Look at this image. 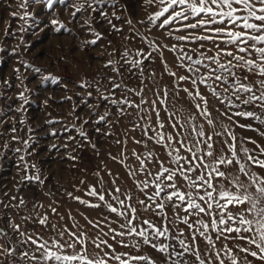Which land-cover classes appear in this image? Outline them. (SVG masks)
I'll return each instance as SVG.
<instances>
[{"label":"rangeland","instance_id":"obj_1","mask_svg":"<svg viewBox=\"0 0 264 264\" xmlns=\"http://www.w3.org/2000/svg\"><path fill=\"white\" fill-rule=\"evenodd\" d=\"M20 2L21 0H0V48L4 49L0 52V81L6 79L11 84V87H7L0 83V92L8 97L7 101L0 99V119L5 121L0 124V201L13 205V207L5 208L3 204H0V264H34L28 258L21 259V256L25 251L31 253L35 246L15 231L12 225H19L20 232L37 233L49 243H51V238L59 240L60 243L68 240L67 232H65L63 240L58 234V230L64 228L77 235L84 233L85 249L90 259H107L104 253L111 254L112 249L105 245L97 248L93 243V241L99 242V239H104L115 249V254L145 255L153 259L156 264H173L171 258L144 245L139 237H124V241L129 244V247H123L116 243L112 239L113 233L109 227L122 231L119 224L124 221L120 217L108 212L103 206L100 208L86 207L67 195L72 193L74 196H80L82 199L96 203L97 201L93 197L85 196L84 193L89 185L99 189L100 185L97 181L102 177L105 189L114 191L115 187H119L122 194L131 196L132 199L126 200V204L134 206L137 210L135 215L139 218L137 221L138 230L141 227L146 229L147 226L142 224L144 219L159 223L162 216L157 215L151 208L145 211L143 206L138 203L139 200L146 199L145 193L137 187V184L146 179V176L139 171L135 176L129 175L130 169L138 170L140 168V162L133 152L146 155L148 151H151L154 154L153 162L148 164V168L153 174L159 168V164L156 163L157 158L164 161L165 166L174 167L165 148L148 140L143 135L144 128L149 124L153 127L157 126L156 114L151 111L152 101L156 100L160 119L166 123V130L173 136L177 134V131L181 133L182 137L192 134L190 124L203 125L204 131L208 134L213 132V128L207 124L206 119L197 112L195 108L197 101H194L183 91L177 92L176 79L168 74L175 72L177 76L187 75L185 69L178 66L181 63L177 60L179 52L173 53L168 50L173 44L179 42L166 35V29L153 27L148 19L151 14L159 10V5L148 4L145 0H115V7L111 6L112 0L106 4L94 5L107 10L112 24L121 29L117 32L112 30V26L100 15L99 11L92 12L91 9H88L78 12L73 18L71 15L75 11L73 5H79L81 0H67L66 5L55 4L52 10L46 9L42 3H32L28 6L27 11L35 17L34 20L18 18L24 12L20 8ZM113 11L120 19L117 20L112 16ZM13 13H16L17 16L14 17ZM53 19L59 20L70 31L62 29L60 32H56L54 30L56 26L51 24ZM88 19H91L92 27L103 37L96 45H82L83 41L94 38L89 32L88 25L85 24V20ZM128 20H131V24L127 23ZM137 33L142 34L146 40H142ZM146 41H153L160 50L154 51ZM163 45H167L168 48L162 47ZM13 50L15 51L13 52ZM125 50L134 59H142V57L135 56L137 50H143L145 53L151 52V57L140 66L143 68V74H141L140 68L125 63V60L121 58V53ZM185 50L187 51V49ZM193 55L195 56L194 53ZM110 59L119 61L116 67L119 68L121 75L117 76L111 67H105ZM21 61L31 67L25 68ZM165 63L168 66L167 71ZM37 67L42 69L41 73H35L34 69ZM16 68L20 69L19 73L14 71ZM49 74L58 77L60 82L42 79L44 75ZM18 76L22 77L23 84L31 89L25 93L29 103L25 105L23 111L15 110L21 103L16 99V96L23 90ZM108 76L114 77L117 83L122 81L127 88L137 91L143 88L142 95L147 103L141 105L140 109L127 108L126 112L120 115L116 107L98 101L94 89L79 87L81 80L94 81L97 78ZM248 76L249 80L244 82L253 83L254 86L256 81L264 79V77L252 74H248ZM102 83L107 84L108 81L104 79ZM184 86L190 89L192 87L191 84L181 85V87ZM165 90L168 93L166 103L161 104L160 99H164ZM88 92L93 93L91 97L87 95ZM201 92L209 100V109L211 118L215 122L216 132H223L221 125H225L237 134L238 139L240 136L252 137L264 145V138L255 132L236 127L227 116L221 115L222 111H226L225 105L216 100L203 86H201ZM257 94L259 93L257 92ZM116 95L117 98H120L121 95L127 96L137 104L141 102V95L128 92L125 89H116ZM158 95L160 99L157 98ZM66 97H71V99ZM9 104L12 105L11 111L7 110ZM98 104L99 107H97ZM244 107H248L250 110L254 108V106ZM144 109L148 111H144ZM236 110L232 109V111ZM254 110L258 114L260 113L259 108H254ZM105 111L110 112L107 118L110 123H94L97 117ZM85 119L89 121L87 124H83ZM175 119H179L180 124L176 129H173L167 124V121L175 122ZM233 120L241 124L252 123V121L240 117H233ZM21 121L23 122L21 123ZM48 121L58 122L48 123ZM138 124L140 127H137ZM253 126L260 127L258 124ZM12 127L16 128L14 133L11 131ZM96 128H100L101 132L95 131ZM65 129L68 130L65 131ZM78 129L87 132L90 142H86L79 135ZM53 130L57 135L51 134ZM148 135H153L152 131L149 130ZM13 136L18 139L14 140ZM69 136L74 139H67ZM224 138H226V134L225 137L214 136L213 139L220 141ZM136 140H144L147 148L144 144H137ZM24 141H28L29 146L26 147ZM117 141L120 142L117 143ZM92 144H95V148L92 147ZM52 145H56V148H53ZM214 147L219 150L221 145L215 144ZM247 147L254 148L255 145L248 144ZM16 149H20V151L17 152ZM225 151L227 152L226 147ZM180 154L188 155L183 149ZM21 156L24 157L23 160L20 159ZM71 156H75L77 159L72 160ZM121 160L124 162L121 163ZM26 165L27 170H25ZM32 165H35V168ZM97 171H99L100 177L95 175ZM255 171L261 172L262 170L255 169ZM37 173L43 180L42 184L22 180L25 175L31 176ZM196 174L193 173V176ZM81 180L85 183L81 184ZM114 180L115 184H113ZM176 182L181 191L191 190L182 177L177 176ZM154 190L150 185L146 191L150 194ZM11 197H16V199L13 200ZM21 198L25 203L16 207L15 205ZM105 198L111 200L107 194ZM121 199H124V195H121ZM112 203L118 207L115 201ZM37 204H42L43 207L36 208L34 211V205ZM52 208L56 209L55 213L52 212ZM238 210L233 209V211ZM165 211L169 219L174 217L170 205L165 208ZM176 212L181 216L186 215L180 209H176ZM37 213L39 216L47 215L48 224L46 227L37 222ZM131 215L132 213L129 212V216ZM104 217L108 219L104 220ZM201 218L209 224L207 235L212 237L216 249L221 250L224 264H230L223 252L225 245L240 258L246 255L235 247L237 244L248 246L245 241L224 239V236H235L236 233H224L220 239L216 238V233L211 230L210 216L204 214H201L200 217L192 216L189 218V223ZM89 221H93V223L101 221L100 227H93ZM112 221H118V223H112ZM53 225L56 226V230H53ZM169 227L172 229L169 239H161L159 243L172 245L175 252H184L183 246L179 243L180 239H184L185 243L192 245L193 230L188 229L187 225L177 221L175 226L169 225ZM177 228L183 230V236L179 235ZM148 231L151 235V230ZM201 231H203L202 228ZM104 233H108V235H104ZM242 234L248 235L247 233ZM116 239L118 240L120 237ZM138 241L140 243L139 251L131 247ZM195 246L204 256L206 264L209 258L212 259L213 264H219L203 237L196 236ZM252 247L255 250L254 246ZM173 248H169V252L174 256ZM4 249H11V255ZM75 251H82L81 245L77 244ZM66 252L71 254L73 249H66ZM36 255H39V252ZM121 258L125 259L126 257L122 255ZM247 259L251 264H264V261L256 260L251 256H247ZM175 260L177 264H183V261H188L189 264H198L195 257L188 253H184L182 258L175 257ZM48 264H53V262L49 261ZM107 264H119V262L115 259H107ZM131 264H143V262L133 261Z\"/></svg>","mask_w":264,"mask_h":264},{"label":"snow or ice","instance_id":"obj_2","mask_svg":"<svg viewBox=\"0 0 264 264\" xmlns=\"http://www.w3.org/2000/svg\"><path fill=\"white\" fill-rule=\"evenodd\" d=\"M108 2L109 0H81L79 5H73L75 11L71 15L75 18L76 14L81 11L88 9H91L92 12L99 11L100 15L112 26V30L119 32L121 29L112 24L107 10L94 6ZM145 2L159 5V10L148 17L152 26L166 29V35L179 42L178 44H173L170 48L167 45L162 46L173 53L179 52L177 60L181 63L178 66L184 68L187 73V75L179 76L175 72L168 73L176 79L177 92L183 91L194 101H197L195 104L197 112L206 119L207 124L213 128V132L208 134L204 131L203 125L190 124L192 134L182 137L181 133L177 131V134L173 136L172 133L166 130V123L160 119V111L156 107V100L152 101L151 111L156 114L157 126L153 127L149 124L148 127L144 128L143 135L148 140H152L165 148L174 167L165 166V162L157 158L156 163L159 164V168L153 174L148 168V164L153 162L154 154L151 151H148L146 155L133 152V155L140 162V168L138 170L130 169L129 175L135 176L136 172L139 171L146 176V179L137 184V187L145 193L146 199L139 200L138 203L143 206L145 211L151 208L157 215L162 216V220L159 223L144 219L142 224L147 226L146 229L141 227L138 230L137 221L139 218L135 215L137 210L134 206L126 204V200L132 199L131 196L122 194L119 187H115L114 191L105 189L99 171L95 175L100 177L97 181L100 188L97 189L89 185L84 193L85 196L93 197L97 201L96 203L82 199L80 196H74L72 193L67 195L86 207L100 208L103 206L108 212L120 217L124 221V223L119 224V228L122 231L109 227V230L113 233L112 239L116 243L121 244L123 247H129V244L125 243L124 237H139L144 245H148L157 252L171 258L173 264H177L175 257L182 258L184 253L194 256L198 264H206L204 256L201 255L200 250L195 246L197 235L207 241L219 264H224V260L221 258V250L216 249V244L212 237L207 235L209 224L205 223L202 218L189 223L190 217H200L201 214L211 217V230L216 233L217 239H220L224 233H236L235 236H224V239H238L245 241L246 245H248H235L239 252L246 254L243 258L233 254L232 249L228 248L227 245L224 246L223 252L226 254L230 264H251L247 256L264 261V145L252 137L240 136L238 139L237 134L225 125H221L223 132H216L215 122L211 118L209 109V100L201 92V86H203L216 100L225 105L226 111H222L221 115L227 116L236 127L255 132L258 136L264 138V79L256 81L255 86L253 83L244 82L249 80L248 74L264 77V0H145ZM32 3H42L46 9L52 10L55 4L66 5L67 0H21L20 8L24 12L23 15L18 17L19 19H35L27 11L28 6ZM111 6L115 7V0H112ZM13 16L16 17L17 14L13 13ZM112 16L117 20L120 19L115 11L112 12ZM157 22L159 23L157 24ZM127 23L131 24V20H128ZM51 24L56 26L54 28L56 32H60L62 29L70 31L57 19H53ZM85 24L88 25L89 32L94 38L83 41L82 45H96L103 38L102 34L92 27L91 19L85 20ZM137 35L142 40H146L142 34L137 33ZM146 42L154 51L160 50L153 41ZM2 51L4 49L0 48V52ZM135 56L142 57V59L130 57L127 50L121 53V58L125 60V63L140 68L141 74H143V68L140 66L151 57V52L145 53L143 50H137ZM161 58L163 60L162 53ZM118 63L119 61L110 59L105 64V67H111L112 71L119 76L121 73L119 68L116 67ZM21 64L25 68L31 67L24 61H21ZM167 69L168 66L165 63V70L167 71ZM14 71L19 73L20 69L16 68ZM34 71L35 73H41L42 69L37 67ZM17 78L21 81L23 90L16 96V99L21 103L15 110L23 111L25 105L29 103L25 93L31 91V89L26 84H23L22 77L18 76ZM42 79L52 80L56 83L60 82L58 77L50 74L44 75ZM104 79L108 81L107 84L102 83ZM0 83L11 87L10 82L6 79L0 81ZM141 84H143V81H141ZM182 84H191L192 87L191 89L186 86L181 87ZM79 87L82 89H94L98 101L106 102L116 107L120 115H123L127 108L140 109L141 105L147 103L142 95L143 88H140L139 91L127 88L122 81L117 83L114 77L111 76L97 78L94 81L81 80ZM65 88H67V85H65ZM116 89H125L128 92L141 95L140 104L131 101L124 95L117 98ZM92 94V92L87 93L89 97ZM167 94L165 90L164 99H160L159 95L157 96L161 104L166 103ZM66 98L71 99V97ZM0 99L7 101L8 97L0 92ZM244 106L259 108L260 113L258 114L254 108L250 110ZM97 107H99V104ZM232 109L237 110L232 111ZM7 110H12L11 104L8 105ZM144 111L148 110L144 109ZM217 111L220 110L217 109ZM109 115L110 112L105 111L97 117L94 123H110L107 120ZM233 117L250 120L252 123L241 124L233 120ZM141 119H144V117H141ZM4 122V120L0 119V124ZM57 122L48 121V123ZM88 122L85 119L83 124ZM167 124L176 129L177 125L180 124V120L175 119V122L169 120ZM254 124H258L260 127H254ZM137 127H140V125L138 124ZM67 130L65 129V131ZM149 130L152 131L153 135H148ZM11 131L14 133L16 128L12 127ZM77 131L86 142H90L87 132L79 129ZM95 131L101 132V129L96 128ZM51 134L53 136L57 135L55 130ZM102 134L106 135L108 133ZM225 134L226 138L220 141L213 139L214 136L225 137ZM13 139L18 138L13 136ZM67 139L71 140L74 137L69 136ZM119 142L117 141V143ZM135 142L144 144L147 148L144 140H136ZM24 143L26 147L29 146L28 141H24ZM215 144L221 145L219 150L214 147ZM248 144L255 145V147L249 148L247 147ZM52 147L56 148V145H52ZM92 147L95 148V144H92ZM181 149L188 155H181ZM16 151L19 152L20 149H16ZM20 159L23 160L24 157L21 156ZM70 159L76 160L77 157L71 156ZM113 159L116 158L113 157ZM120 162L123 163L124 161L121 160ZM32 167L35 168V165H32ZM255 169L262 171L257 172ZM25 170H27V165ZM193 173L197 174L193 176ZM177 176L183 178L187 187L191 189L190 191H181L177 186ZM22 180L43 183L38 173L31 176L25 175ZM80 183L84 184L85 181L81 180ZM113 184H115V180ZM150 185L155 190L149 194L146 190ZM106 194L111 197V200H106ZM121 195H124V199H121ZM11 199L15 200L16 197H11ZM112 201H115L118 207L114 206ZM24 203L25 201L21 198L15 206L19 207V205ZM0 204H3L5 208L13 207L11 204H4L3 201H0ZM168 205L172 207L174 212L172 219H169L165 211ZM42 207V204L34 205V211L36 208ZM176 209H180L186 215L181 216L176 212ZM233 209L239 210L233 211ZM52 212L55 213L56 209L52 208ZM129 212L132 213L131 216H129ZM107 219V217H104V220ZM177 221L187 225L188 229L193 230L191 246L185 243L184 239L179 240L184 252H175L172 245L159 243L161 239H169V233L172 230L169 225L175 226ZM37 222L46 227L48 224L47 215L39 216L37 213ZM89 223L93 227H100L101 221H96L95 223L89 221ZM112 223H118V221H112ZM196 225H199V227H196ZM12 227L21 236L25 237L26 241L35 246L31 253L25 251L21 256V259L28 258L34 264H48L49 261H52L53 264H107V259H115L119 264H131L133 261L143 262V264H156L153 259L145 255L115 254V249L104 239H99V242L93 241V243L96 244L97 248L105 245L107 248L112 249L111 254L108 252L104 253L107 259H90L85 249V234L80 233V235H77L67 228L58 230V234L60 239L63 240L64 234L67 232L68 240L60 243L59 240L51 238V243H49L48 240H44L37 233L20 232L19 225H12ZM52 228L56 230L55 225ZM201 228L203 231H201ZM148 230H151V235ZM177 231L180 236L184 235L183 230L177 228ZM242 233H247L248 235ZM104 235H108V233H104ZM117 237H120V239L117 240ZM172 238L175 239L176 237ZM77 244L81 245L82 251H75ZM252 246H254L255 250H253ZM131 247L139 251V241L133 243ZM169 248H173L174 256L173 253L169 252ZM66 249H73V252L68 254ZM4 251L9 255L12 253L11 249H4ZM37 252H39V255H36ZM205 254L207 255V253ZM122 255L126 258L122 259ZM183 264H189V262L183 261ZM207 264H213L211 258L207 260Z\"/></svg>","mask_w":264,"mask_h":264}]
</instances>
